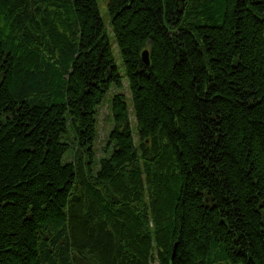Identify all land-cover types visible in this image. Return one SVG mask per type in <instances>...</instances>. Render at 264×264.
<instances>
[{
	"label": "trees",
	"instance_id": "obj_1",
	"mask_svg": "<svg viewBox=\"0 0 264 264\" xmlns=\"http://www.w3.org/2000/svg\"><path fill=\"white\" fill-rule=\"evenodd\" d=\"M106 6L0 0V264H264V0Z\"/></svg>",
	"mask_w": 264,
	"mask_h": 264
},
{
	"label": "rangeland",
	"instance_id": "obj_2",
	"mask_svg": "<svg viewBox=\"0 0 264 264\" xmlns=\"http://www.w3.org/2000/svg\"><path fill=\"white\" fill-rule=\"evenodd\" d=\"M100 15L105 23L108 22L109 16H108V11H107V6H106V0H96ZM113 48H115L113 44ZM116 62H117V69L120 74L123 75V66L120 63L119 60H117L116 57ZM127 94V89L124 87L123 90ZM128 95V94H127ZM111 128V123L109 121V115H108V109L106 107V104L103 103L99 109H98V117H97V130H98V140L95 145V152L98 156L101 155V145H103L104 140L107 135V131Z\"/></svg>",
	"mask_w": 264,
	"mask_h": 264
},
{
	"label": "water",
	"instance_id": "obj_3",
	"mask_svg": "<svg viewBox=\"0 0 264 264\" xmlns=\"http://www.w3.org/2000/svg\"><path fill=\"white\" fill-rule=\"evenodd\" d=\"M147 53H148L147 51H144L142 53V58L145 64H148V54Z\"/></svg>",
	"mask_w": 264,
	"mask_h": 264
},
{
	"label": "bare ground",
	"instance_id": "obj_4",
	"mask_svg": "<svg viewBox=\"0 0 264 264\" xmlns=\"http://www.w3.org/2000/svg\"><path fill=\"white\" fill-rule=\"evenodd\" d=\"M115 55H118V51L117 50H115Z\"/></svg>",
	"mask_w": 264,
	"mask_h": 264
}]
</instances>
